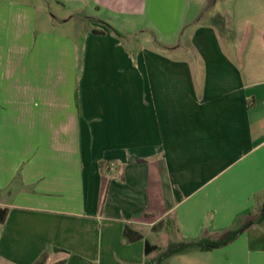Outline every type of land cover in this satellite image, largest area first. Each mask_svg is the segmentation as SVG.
<instances>
[{
  "label": "crops",
  "instance_id": "crops-1",
  "mask_svg": "<svg viewBox=\"0 0 264 264\" xmlns=\"http://www.w3.org/2000/svg\"><path fill=\"white\" fill-rule=\"evenodd\" d=\"M263 205L264 0H0V264H264Z\"/></svg>",
  "mask_w": 264,
  "mask_h": 264
},
{
  "label": "trees",
  "instance_id": "trees-1",
  "mask_svg": "<svg viewBox=\"0 0 264 264\" xmlns=\"http://www.w3.org/2000/svg\"><path fill=\"white\" fill-rule=\"evenodd\" d=\"M88 21H94L92 18H86ZM107 26V25H106ZM108 29L111 30L109 26ZM94 34H99L101 31L92 30ZM118 38L122 36L118 33H115ZM262 213L264 214V205L261 208ZM252 221H247L241 225L230 228L225 234L217 241L199 239V240H190V241H181L177 243H170L168 246L160 253V258H167L171 255L182 253L188 249H195L199 251H209L214 248L222 247L228 243H231L246 227L251 225Z\"/></svg>",
  "mask_w": 264,
  "mask_h": 264
}]
</instances>
